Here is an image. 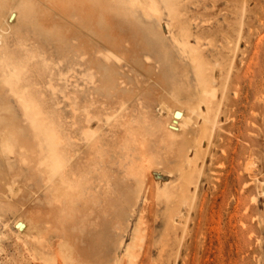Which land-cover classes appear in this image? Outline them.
<instances>
[{
    "label": "rangeland",
    "instance_id": "rangeland-1",
    "mask_svg": "<svg viewBox=\"0 0 264 264\" xmlns=\"http://www.w3.org/2000/svg\"><path fill=\"white\" fill-rule=\"evenodd\" d=\"M243 1L245 11L240 8ZM172 3L176 8L174 13L170 17L164 13L162 32L150 36L148 43L152 44L155 38L167 44L171 36L167 24L171 23L176 38L184 35L180 32H186L191 46L196 45L194 48L201 46L213 57L224 54L221 59L226 57L235 63L223 103L222 122L208 149L179 258L171 257L175 236L170 246L165 241L169 238L164 236L169 213L156 198L149 196L148 190L158 182L167 185L176 178L156 161L148 173V187L136 202L120 186L119 177L111 178L107 171L100 169L96 151L87 146L83 136L88 109L93 117L101 119L100 124L92 121L93 129L101 131L102 138L109 143V152L116 154L114 143L122 138L123 132L115 123L105 125L107 113L117 115L118 108L124 105L128 118L136 117L142 123L140 102L144 101L149 106L146 110L149 115L154 118H166V115H161L155 103L125 90L117 91L114 97L94 92V85L85 76L87 65L76 63L72 47L79 43L88 48H105L87 34L77 33L70 20L56 15L52 24L42 23L45 27L54 25L62 29L64 37L60 44L47 33L38 36L24 25H15V17L8 16L9 23L0 20L4 48L12 51L16 60L26 61L24 77L30 82V93L40 102L39 115L59 130L63 153L73 158L72 166L80 168L73 178L78 183L89 170L98 168L100 176L103 172L104 181L100 184L95 176L85 190V198L81 197L83 203L79 199L71 210L61 208L53 215L51 207L44 203L43 193L31 180L34 173L21 165L15 154L0 158V177L12 168L16 171L12 180L18 185L14 191L17 194L13 193L17 196L7 194L6 198L12 199L15 207L0 202V264H45L42 252L54 255L56 264H105L111 256L119 226L124 227L128 244L134 231L137 239L131 249L132 256L120 254L118 264L121 261L123 264H264V195L261 194L264 188V0H172ZM175 11L178 16L174 17ZM141 20L153 30L151 20L145 17ZM110 40L129 50L136 44L135 37L124 27L115 29ZM21 45L29 51L22 52ZM39 58L50 64V68L40 71L34 65ZM169 60H174L173 52H169ZM167 68L168 64L162 72L168 73ZM220 75L217 73L219 86ZM129 88L133 86L129 84ZM176 117L174 129H178L183 118L179 114ZM29 146L37 158L38 146L34 142ZM173 156L174 153L165 152L162 161L170 165L168 160ZM27 217L38 221V226L42 223L39 228L46 232L43 246L25 237Z\"/></svg>",
    "mask_w": 264,
    "mask_h": 264
},
{
    "label": "bare ground",
    "instance_id": "bare-ground-1",
    "mask_svg": "<svg viewBox=\"0 0 264 264\" xmlns=\"http://www.w3.org/2000/svg\"><path fill=\"white\" fill-rule=\"evenodd\" d=\"M173 3L172 0H0V20L8 22V16H14L15 25H24L38 36L47 33L60 44L64 37L62 29L54 25L45 27L42 23L52 24L56 15L70 20L77 33L87 34L105 48H88L79 43L72 47L76 63L84 62L87 65L85 76L94 85V92L114 97L117 91L125 90L155 103L161 115H166V118L149 115L146 112L149 106L144 101L140 102L144 116L142 123L136 117L128 118L124 105L118 108L117 115H103L107 127L115 123L123 132L122 138L114 143L117 147L116 154L109 152V143L102 138L101 131L93 129L92 121L96 120L100 124L101 119L93 117L88 109L85 110L87 126L83 136L87 146L96 151L100 169L107 171L111 178L119 177L120 186L136 202L142 199L148 187V173L156 161L167 168L170 176L176 178L169 185L158 182L148 190L149 196L156 198L169 213L164 236L169 237L165 240L168 246L175 236L171 257L177 259L183 248V236L192 215L195 196L200 190L208 149L212 146L222 122L223 103L235 63L226 57L221 59L220 56L224 54L213 57L211 54L207 55L208 52L201 46L194 48L196 45L191 46L186 32H180L181 36L183 33L184 35L176 38L171 23L167 24L171 35L167 44L155 38L152 44L148 43L150 36L162 32L161 21L164 13L167 12L168 17L174 13L176 8ZM245 5L246 2L243 1L240 6L242 11L246 9ZM176 15L178 16L177 12L174 17ZM141 17L152 21L153 32L152 27H147ZM171 18L168 19L171 21ZM118 27L126 28L135 37L136 44L131 50L123 49L120 43L117 45L110 40ZM2 29L0 26V158L15 154L19 163L34 173L31 180L35 181L36 188L43 193L44 203L51 207L53 215L61 208L71 210L76 201L82 200L81 197L85 195V190L93 183L95 176L101 184L103 172L100 176L99 169L95 168L84 174L78 183L75 181L73 176L80 168L72 166L73 158L63 153L65 151L61 149L59 130L56 131L51 122L43 120L39 115L40 102L30 93V82L24 77L26 61L16 60L12 51L4 48ZM189 34L193 37V34ZM20 50L24 53L29 51L22 45ZM169 52L174 54L173 61L169 60ZM93 62L95 65H91ZM166 64L168 73L162 72ZM34 65L42 72L50 68V64H46L42 58L36 59ZM217 73L222 76L219 79L222 82L220 86ZM128 75L129 81L126 80ZM129 84L133 86L132 89ZM176 114L183 117L178 129L172 127L175 126L173 123L177 118ZM30 142L38 146L37 158L33 157L35 154L32 155ZM165 152L174 153L173 158L168 160L170 165L162 161ZM14 172L16 171L11 168L10 173L0 177V202L9 207H15L12 199H6L7 194L15 193V186H18L12 180ZM261 191L264 195L263 186ZM81 202L78 203L82 205ZM37 222L31 217L25 218L24 235L31 241L37 240L43 246L46 232L39 228L42 223L38 226ZM135 234L134 231L131 235L132 242L128 244L124 227L119 226L115 230L111 256L105 264H118L120 254L130 258L134 240L137 239ZM40 255L45 264H56L54 255L43 252Z\"/></svg>",
    "mask_w": 264,
    "mask_h": 264
}]
</instances>
